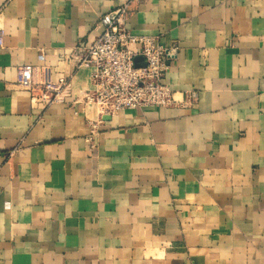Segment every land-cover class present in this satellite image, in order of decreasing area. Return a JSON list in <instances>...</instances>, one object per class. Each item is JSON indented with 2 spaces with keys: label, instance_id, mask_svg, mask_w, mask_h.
<instances>
[{
  "label": "crops",
  "instance_id": "crops-1",
  "mask_svg": "<svg viewBox=\"0 0 264 264\" xmlns=\"http://www.w3.org/2000/svg\"><path fill=\"white\" fill-rule=\"evenodd\" d=\"M125 1L196 98L106 115L89 141L76 47ZM1 30L0 264H264V0H0ZM23 65L62 71L65 101L35 107Z\"/></svg>",
  "mask_w": 264,
  "mask_h": 264
},
{
  "label": "built area",
  "instance_id": "built-area-1",
  "mask_svg": "<svg viewBox=\"0 0 264 264\" xmlns=\"http://www.w3.org/2000/svg\"><path fill=\"white\" fill-rule=\"evenodd\" d=\"M130 13L129 1L103 13L96 27L99 35L92 42H80L76 47L77 67L92 68V87L77 98L84 104L96 106L100 119L89 121V141L106 115L125 108L182 105L196 98V92L186 93V99L179 98V92L164 81L179 45L163 44L158 35L133 33L127 27ZM3 45L1 30L0 47ZM137 57L142 60L136 61ZM38 58L44 61V54L40 53ZM17 84L30 93L35 107L45 110L65 101L70 79L50 66L23 65L18 71Z\"/></svg>",
  "mask_w": 264,
  "mask_h": 264
},
{
  "label": "water",
  "instance_id": "water-1",
  "mask_svg": "<svg viewBox=\"0 0 264 264\" xmlns=\"http://www.w3.org/2000/svg\"><path fill=\"white\" fill-rule=\"evenodd\" d=\"M142 60V57H137L136 58V61H141Z\"/></svg>",
  "mask_w": 264,
  "mask_h": 264
}]
</instances>
